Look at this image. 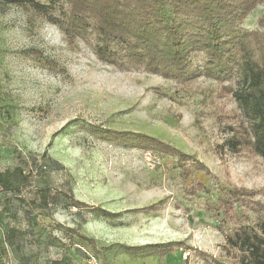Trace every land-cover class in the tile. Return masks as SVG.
Segmentation results:
<instances>
[{"label":"rangeland","instance_id":"obj_1","mask_svg":"<svg viewBox=\"0 0 264 264\" xmlns=\"http://www.w3.org/2000/svg\"><path fill=\"white\" fill-rule=\"evenodd\" d=\"M261 19L264 3L243 26L259 29ZM238 112L217 81L201 78L183 88L119 70L100 61L90 43L79 38L71 46L34 11L0 2V171L27 174L19 189L0 188V243L7 240L12 264H105L96 248L78 236L71 241L68 227L96 238L99 248L169 241L192 248L143 259L110 251L111 264H213L214 257L233 264L223 247L227 232L207 204L230 185L264 204V159L222 151ZM86 126L147 133L194 154L212 176L185 177L176 159L102 141ZM197 181L212 191L189 195ZM67 194L120 215L105 220L66 207ZM162 199L163 209L142 211Z\"/></svg>","mask_w":264,"mask_h":264},{"label":"trees","instance_id":"obj_2","mask_svg":"<svg viewBox=\"0 0 264 264\" xmlns=\"http://www.w3.org/2000/svg\"><path fill=\"white\" fill-rule=\"evenodd\" d=\"M32 10L60 29L73 46L82 39L93 46L100 61L119 70H136L161 76L187 87L201 78L217 81L235 98L239 109L236 124L224 131L222 151H249L264 159V20L260 28L243 26L246 17L264 0H0ZM40 54V53H38ZM167 93H163L166 95ZM170 95V94H169ZM171 98L173 96L170 95ZM96 138L125 149L141 148L154 154L172 157L183 167V175L196 172L212 176L209 167L194 154L142 132L88 127ZM27 174L21 168L0 171V188L19 189ZM211 188L197 181L188 190L191 196L209 193ZM207 210L220 219L226 230L223 245L233 264H264V204L255 200L248 189L220 186ZM46 202L48 196L42 195ZM66 207L84 208L96 218L114 220L120 213L67 194ZM165 199L142 208L159 211ZM71 241L75 236L85 245L96 248L105 264H111L107 253L127 254L134 259L150 256L167 257L179 248L181 241L130 245L115 243L98 247L97 239L67 228ZM79 241V240H78ZM78 243V242H77ZM208 261L209 254L198 250ZM7 240L0 243V264H12ZM213 264H224L212 258Z\"/></svg>","mask_w":264,"mask_h":264}]
</instances>
